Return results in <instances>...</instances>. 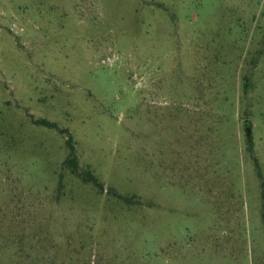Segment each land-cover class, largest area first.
<instances>
[{"label":"rangeland","instance_id":"obj_1","mask_svg":"<svg viewBox=\"0 0 264 264\" xmlns=\"http://www.w3.org/2000/svg\"><path fill=\"white\" fill-rule=\"evenodd\" d=\"M0 264H264V0H0Z\"/></svg>","mask_w":264,"mask_h":264},{"label":"trees","instance_id":"obj_2","mask_svg":"<svg viewBox=\"0 0 264 264\" xmlns=\"http://www.w3.org/2000/svg\"><path fill=\"white\" fill-rule=\"evenodd\" d=\"M40 123L51 128L59 129L58 125L55 122L42 119ZM67 144L69 147V154L65 159L64 164L70 169V171L73 174L79 176L85 183L93 184L100 191H104L105 189L104 184L91 170H81L79 163V156L77 154L75 145L73 144V138L71 136L68 138ZM115 193L117 194V197H119L120 200L126 201L127 203H133L135 201L134 196L124 195L117 192Z\"/></svg>","mask_w":264,"mask_h":264}]
</instances>
